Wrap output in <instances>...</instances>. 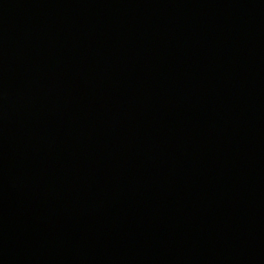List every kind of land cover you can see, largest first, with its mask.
<instances>
[{
  "label": "water",
  "instance_id": "obj_1",
  "mask_svg": "<svg viewBox=\"0 0 264 264\" xmlns=\"http://www.w3.org/2000/svg\"><path fill=\"white\" fill-rule=\"evenodd\" d=\"M0 264H264V0H0Z\"/></svg>",
  "mask_w": 264,
  "mask_h": 264
}]
</instances>
